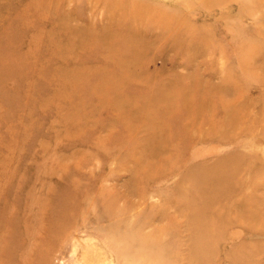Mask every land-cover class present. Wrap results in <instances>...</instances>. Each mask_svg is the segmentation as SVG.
<instances>
[{
	"label": "rangeland",
	"instance_id": "1",
	"mask_svg": "<svg viewBox=\"0 0 264 264\" xmlns=\"http://www.w3.org/2000/svg\"><path fill=\"white\" fill-rule=\"evenodd\" d=\"M139 11L144 18L132 19ZM156 20L166 24L151 26ZM186 20L215 38L199 43L196 56L185 53V41L179 53L171 52L174 27ZM138 48L139 64L124 57ZM261 58L264 0H0V264H264ZM117 61L137 64L158 85L152 90L164 81L179 95L192 91L197 107L201 95L193 91L209 81L215 120L196 124L203 120L201 132L208 135L209 120L220 126L231 112L230 138L191 140L183 124L186 105L179 103L176 114L166 105V116L160 107L155 120L169 127L165 139L178 149L171 158L177 169L145 181V168L135 166V158L120 159L126 151L118 146L136 132L138 147L145 134H155V123L149 130L135 112L131 121L124 118L130 124H121L123 111L115 107L149 91L130 85L136 75L121 76ZM210 107L203 105L205 112ZM151 145L137 150L143 166L159 154ZM226 159L235 163L218 168L237 176L238 205L226 208L233 205L229 185L219 202L227 219L216 218L217 226L206 231L198 224L211 222L216 195L204 197L208 210L196 189L216 172L206 165ZM62 199L68 205L59 207ZM233 214L239 217L229 218Z\"/></svg>",
	"mask_w": 264,
	"mask_h": 264
},
{
	"label": "bare ground",
	"instance_id": "2",
	"mask_svg": "<svg viewBox=\"0 0 264 264\" xmlns=\"http://www.w3.org/2000/svg\"><path fill=\"white\" fill-rule=\"evenodd\" d=\"M132 2V1H131ZM134 3V2H133ZM129 4V3H128ZM127 4V5H128ZM131 4V3H130ZM135 4V3H134ZM124 5V3H123ZM133 5V4H132ZM255 6V5H254ZM125 7V6H123ZM129 12L131 13V10H134L132 9L131 6H129ZM134 8H136V5L134 6ZM140 8V7H139ZM138 8V9H139ZM186 8V7H185ZM156 9V8H155ZM193 9V8H192ZM214 9V8H213ZM112 10V9H111ZM146 10V9H145ZM149 10V9H148ZM146 10V11H148ZM157 10V9H156ZM159 10V8H158ZM142 11V10H141ZM153 11V10H152ZM155 11V10H154ZM133 12V11H132ZM160 12V11H159ZM157 11V13H159ZM223 12V11H222ZM125 13V11H124ZM141 12L139 11L138 12H135L133 13L131 16L132 19L134 20H138L137 17H141V18H144L142 14H140ZM154 13V12H153ZM161 13V12H160ZM152 14V13H151ZM154 15V14H153ZM147 16L148 13H147ZM151 17V16H149ZM220 18V16H218V19ZM172 20V19H171ZM217 20V19H216ZM158 20H156L154 23L153 21L151 22V26H155V27H163L162 24H166L165 22H157ZM178 21V20H176ZM183 21V20H182ZM188 20H186V24L184 25L183 23L181 24V22L179 23L178 22V26L176 25V27H174L176 29V31L173 33V36H174V42L172 41V43H170V47H172L171 49V52H175L176 54L179 53L178 50L180 49V45L182 46V42L185 41L186 44H188L187 46L184 47V50H186V54H189V55H193V56H196V55H199L201 54V49L203 48H199L197 47V45L199 43H202L203 41H205L207 38L209 39H215L213 36H209V35H206L204 32H202V27L201 28H198L197 26H195L194 24H188L187 23ZM167 22V21H166ZM214 22V21H212ZM217 22V21H216ZM130 23V22H129ZM163 24V25H164ZM180 24V26H179ZM184 25V26H183ZM210 25V24H209ZM216 25V24H215ZM214 25V26H215ZM167 27V26H166ZM128 29H130L128 27ZM199 29H201L199 31ZM136 32L139 31V27L135 29ZM173 31V30H172ZM171 31V32H172ZM205 31V30H203ZM207 32V31H206ZM124 33V32H123ZM208 33V32H207ZM209 33L210 30H209ZM197 35L196 37L193 35ZM212 34V33H211ZM114 36V35H113ZM141 36V35H140ZM209 36V37H208ZM216 37V36H215ZM112 38V37H111ZM126 39V38H125ZM140 39L143 40V37H140ZM208 39V41H209ZM139 40V39H137ZM128 41V40H127ZM218 41V40H217ZM216 41V42H217ZM222 41V40H221ZM112 42V41H111ZM184 42V43H185ZM188 42V43H187ZM210 42V41H209ZM219 42V41H218ZM122 43V41L120 42ZM143 43V42H142ZM221 43V42H219ZM218 43V44H219ZM224 44V43H222ZM221 44V45H222ZM228 44V43H226ZM137 45V44H136ZM200 46L202 44H199ZM184 46V45H183ZM219 46V45H218ZM145 47V46H144ZM202 47V46H201ZM212 47V46H211ZM220 47V46H219ZM222 47V51H224V46H221ZM229 47V46H228ZM209 48V47H208ZM208 48L206 50H208ZM213 48V47H212ZM139 49V48H138ZM182 49V48H181ZM220 49V48H219ZM212 50V49H211ZM210 50V51H211ZM217 50V49H216ZM9 50H6V52H8ZM183 52V51H182ZM223 54V53H222ZM222 56V55H221ZM124 57L126 59H131L135 62H137V64H139L138 62L143 60L141 57H140V49L139 51H136V53H131V54H128L125 53ZM191 57V56H190ZM207 57V56H206ZM21 59V58H20ZM145 59V58H144ZM259 61L261 62H264V59L261 58ZM21 62V60H20ZM23 62V61H22ZM180 62L177 61L176 62V65H174L175 67L179 64ZM137 64H133L132 62H129L128 65L125 67L124 64L120 63L119 61L116 62V65H117V68L120 69L119 71V74L121 76H126L128 74H134L136 75L135 77L133 78H130L128 83L131 85L133 83H137L139 84L141 87H145L148 89L149 93L147 94V98H137V97H133V96H127L124 101H122L121 103H119V106L118 107H115L116 109H120V111H123L125 112V114L122 112L121 115H117L118 117H123L121 118L122 119V122L121 124H130L126 122L125 119H128V121H131V118H133L135 112H139L142 114V117H140L139 119H144L146 124H148V127H149V130L150 129H153V126H151V124L154 122L155 123V129L153 132H155L154 135L151 134H145L143 139H142V143H139L138 147L135 146V143L137 141V138H135L136 136V132L133 133V134H130L128 136V141L125 140L123 142H126L124 143V145H119L118 147L120 148H123L125 151H126V154H121L120 152L117 154V156H119L120 159H126L128 157H130L131 159L132 158H135L134 159V165H138V166H142L143 168V177H144V180L145 181H150L152 180V176L156 174L158 175H163V172L165 171H175L177 169V165L175 163V161H173L171 158L174 157V156H177L179 154L178 152V149L176 150V147L173 146V148L170 146L172 144H170V141L171 139L170 138H166V136H168L169 134L167 133V130L169 127H166L164 126L162 123L156 121L155 119L159 117V115L155 114L156 111L161 107L162 108V111L165 112L163 113L165 116L167 115V112L165 111V106L166 105H171V107H175V109H171L169 110L170 113L172 114H176L178 113L179 111L176 109V106L179 105V103L183 102L185 106L183 112H182V117L185 118V122L183 123L184 124V127L187 129V131L190 133V136H189V139L191 140H194L198 143L204 141L205 139H209L208 137L211 136V135H215L216 137H219V138H226V137H229L231 134H232V131H231V125H232V122L231 121L233 119V115L231 116V112H229V114H226L225 117H224V120L222 121V124L220 126H215L214 124V121H210L211 119L215 120V112H213V107L211 108L209 106L210 103H212L214 100L211 98V96L209 95L214 89V86L213 85H209L211 83H209V81H207V85H205V90H199L197 88H195V90L193 91L194 94H197V95H201L200 96V106L201 107H197V106H194V105H191V92H188V91H182L185 95H179L177 94V92L175 91H171L169 90L170 88L173 89L169 84H166L164 81L160 83V89L159 90H152L154 88H156L158 85L154 82H152L149 78L148 75H145L143 74L139 69L136 68V65ZM21 65V64H20ZM18 65V68L19 66ZM186 65V64H185ZM22 66V65H21ZM173 66V68H174ZM21 68V67H20ZM173 68L171 70H173ZM23 69V68H22ZM218 69V68H217ZM216 69V70H217ZM20 70V69H18ZM216 70H215V73H216ZM17 71H15V74H16ZM219 72V71H218ZM213 73V72H212ZM13 74V75H15ZM12 75V77H14ZM16 76V75H15ZM184 78H187V76L185 77V75L183 76ZM252 78H254V76H251ZM21 78V77H20ZM256 78V77H255ZM15 79V78H14ZM17 79V78H16ZM178 80H179V83L181 84L182 87L185 86V83L184 82H181V81H184L182 80L181 76L179 75L178 77ZM16 82V80H14ZM18 81V80H17ZM202 81V80H200ZM258 81V80H257ZM220 86V85H219ZM223 86V85H222ZM16 87V86H15ZM168 89V90H165V89ZM150 89V90H149ZM106 88L105 87H102L100 89V92H106ZM181 90V89H180ZM206 94V95H204ZM130 95V94H129ZM98 98V101H102L101 97H100V94H98L97 96ZM203 100V102H201ZM233 102V101H232ZM231 101L227 104V103H224L226 107H229L231 108V104L232 103ZM235 102V101H234ZM170 103V104H169ZM207 105L209 108L208 111L205 112V110L203 109V105ZM110 105H112L110 103ZM233 105V104H232ZM235 105V104H234ZM237 105V104H236ZM235 105V106H236ZM246 105V104H244ZM248 105V103H247ZM113 106V105H112ZM242 106V105H241ZM249 106V105H248ZM241 108H243L242 110H244V107L242 106ZM238 109V108H237ZM240 109V108H239ZM251 109V108H250ZM234 111V110H233ZM236 111V110H235ZM236 112H239V111H236ZM241 113V112H239ZM247 113V112H246ZM246 113H244L246 115ZM141 114H139L141 116ZM242 114V113H241ZM248 115V114H247ZM242 116V115H241ZM244 116V115H243ZM168 117L170 118V114L168 113ZM250 117V115L248 116V118ZM236 118V117H234ZM245 118V116L243 117V119ZM247 118V119H248ZM200 119H204L205 121L207 119H210L209 120V124L208 126L206 127L207 129V132L206 134L208 135H205L203 133V120L200 122L201 124H196L197 120H200ZM242 119V120H243ZM241 121V119H240ZM237 122V120H236ZM235 122V123H236ZM242 122V121H241ZM240 123V122H239ZM245 123V122H244ZM245 125V124H243ZM240 126V125H239ZM215 127L216 129L214 130ZM235 127V126H234ZM248 128V127H247ZM238 129V128H237ZM240 129V128H239ZM198 130H200V133L198 134ZM233 130V129H232ZM235 130V129H234ZM243 130V129H242ZM241 130V131H242ZM203 133H202V132ZM138 132V131H137ZM234 132V131H233ZM237 133V132H236ZM240 133V132H238ZM237 133V135H238ZM236 135V136H237ZM230 138V137H229ZM125 139V138H124ZM235 139V138H234ZM154 140H157L158 142H160L161 144H158V142L155 144V141ZM228 141V140H227ZM128 142V143H127ZM223 142V141H222ZM224 143V142H223ZM151 145L152 147H155L158 149V155L153 159L152 162H150V164L148 166H143V153L142 152H138V148H139V151L142 150V148L146 147L148 145ZM130 145V146H129ZM110 146H112L110 144ZM168 146V148H167ZM138 152V153H137ZM108 153V151L106 152ZM128 158V159H130ZM149 159V158H148ZM177 160V158H175ZM231 159H235V157H232ZM227 160V159H226ZM223 160V161H217V163H215L214 165L212 164H207L206 166H209L210 169L216 171L214 173H211L207 176L204 177V180H203V184H198L197 186V189H196V192L199 191V199L201 198H204L206 195L209 196L211 198L210 195H216V197L212 198L213 199V202L211 204V210L208 208V200L209 198H204L205 200V205H206V209L210 210L211 211V214H212V217H209L211 218V222H207V221H203V222H200L198 225L205 229L206 231H211L212 229L215 228V226H217L218 224V220L216 218H223L224 220L227 219V216H225V214H223V209L225 207V203H220V201H222L223 199H225V197L227 196L225 193L226 191L228 190V186L231 187V190L228 191V195H231L232 196V204L233 205H229L227 206L226 208L230 207V209H233V208H236L234 207L235 203H236V200H237V196L238 194L236 193L237 192V189H236V183H234L236 180H237V176L232 172V174H228V175H225L223 174L224 172H220L218 166H226L228 165L227 163H235V161L233 160ZM132 161V160H131ZM232 161V162H231ZM179 164V163H178ZM180 165V164H179ZM178 165V166H179ZM205 165V164H204ZM237 165V164H235ZM130 167V166H129ZM231 169V168H230ZM138 170V169H137ZM235 170V169H234ZM250 170V169H249ZM138 172V171H137ZM220 172V173H218ZM247 172V171H246ZM166 173V172H165ZM169 173V172H168ZM207 174V173H206ZM239 174V173H238ZM132 175V174H131ZM186 178V177H185ZM251 181L252 178H250ZM250 180L248 181L250 183ZM188 184V182H187ZM244 184V182H243ZM144 185V184H143ZM250 185V184H248ZM252 185V184H251ZM256 185V184H255ZM243 186V185H242ZM188 187L190 188V192H191V189H192V186L191 184H188ZM238 187V185H237ZM250 190L251 189V186H250ZM253 191V190H252ZM130 192V191H129ZM253 197V196H252ZM198 198V197H197ZM242 198V197H241ZM241 198L239 200H241ZM247 199V198H245ZM243 202V201H242ZM60 207V205H68L67 202H65L64 199H62V202H58L57 203ZM237 204V203H236ZM238 205V204H237ZM247 205V204H246ZM243 206V205H242ZM245 206V205H244ZM248 206V205H247ZM69 207H72V206H69ZM115 208V207H114ZM195 208V207H193ZM248 209V208H247ZM246 210V208H245ZM261 210V209H260ZM207 211V210H205ZM231 211V210H230ZM239 211V210H238ZM243 212V211H240V213ZM260 212H257L256 214H259ZM230 214V213H229ZM235 214V213H234ZM233 214V216H234ZM255 213H253V216H254ZM237 215V214H236ZM229 216V218H234L235 217H239V216ZM249 216V215H248ZM258 216V215H256ZM250 217V216H249ZM248 217V218H249ZM252 217V216H251ZM186 219L191 222V219H190V215L188 214L186 216ZM243 219V218H242ZM196 220V219H194ZM241 219H239V222ZM245 221L244 223L245 224H248L250 225V223L252 225H254V221H255V218L254 220H250V222H248V219H247V222L246 220H243ZM251 221H253L254 223H252ZM252 225H250L249 227H253ZM112 227V226H111ZM162 237V236H161ZM162 239V238H161ZM158 242V241H157ZM164 243V242H163ZM152 244V243H151Z\"/></svg>",
	"mask_w": 264,
	"mask_h": 264
}]
</instances>
